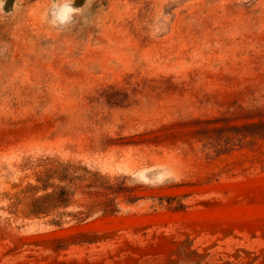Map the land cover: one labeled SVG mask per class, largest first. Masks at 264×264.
<instances>
[{"label": "rangeland", "instance_id": "obj_1", "mask_svg": "<svg viewBox=\"0 0 264 264\" xmlns=\"http://www.w3.org/2000/svg\"><path fill=\"white\" fill-rule=\"evenodd\" d=\"M52 3L0 0V264H264V0Z\"/></svg>", "mask_w": 264, "mask_h": 264}, {"label": "clouds", "instance_id": "obj_2", "mask_svg": "<svg viewBox=\"0 0 264 264\" xmlns=\"http://www.w3.org/2000/svg\"><path fill=\"white\" fill-rule=\"evenodd\" d=\"M76 11H79V9L73 8L69 0H53L48 12L49 22L53 26H63L71 21L72 14Z\"/></svg>", "mask_w": 264, "mask_h": 264}, {"label": "trees", "instance_id": "obj_3", "mask_svg": "<svg viewBox=\"0 0 264 264\" xmlns=\"http://www.w3.org/2000/svg\"><path fill=\"white\" fill-rule=\"evenodd\" d=\"M61 202H63V200H65V199H63V197H60V199H59Z\"/></svg>", "mask_w": 264, "mask_h": 264}]
</instances>
